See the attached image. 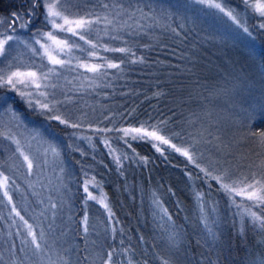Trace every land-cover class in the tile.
Returning a JSON list of instances; mask_svg holds the SVG:
<instances>
[{
  "label": "rangeland",
  "instance_id": "rangeland-1",
  "mask_svg": "<svg viewBox=\"0 0 264 264\" xmlns=\"http://www.w3.org/2000/svg\"><path fill=\"white\" fill-rule=\"evenodd\" d=\"M152 1L155 0H67L64 6L71 13H91L92 19L107 16L112 23L101 19L85 33L97 45L95 49L69 33H56L79 47L60 54V58L69 63L55 66L52 73L49 69L54 66L48 63L40 45L36 44L38 39L45 43L41 34L52 31L46 19L45 0H20L17 7L0 13V34L14 37L6 55L0 56V76L6 78L13 71L48 74L47 80L41 81L40 89L33 85L26 88L18 84L13 88L0 84V173L8 178L7 185L0 189V264H65V261L68 264H105V261L116 264L109 260L105 244H102L106 238L109 241L112 235L124 233L122 225L102 186L92 176L78 173L72 158L80 165L93 164L97 160L95 147L98 144L111 148L118 161L128 158L129 152H120L114 144H124L136 135L125 136L122 131L125 128L157 130L193 155L195 163H190L167 145L150 138H136L149 142L155 151L153 144H157L162 149L158 152L160 155L172 152L182 157L189 169L187 175L195 180L192 187L197 198L198 217L208 239H217L215 235L222 234L226 224L238 235L246 230H263L264 205L226 192L212 176H221L224 183L240 187L243 185L238 182L245 177L248 178L245 182H251L253 174L258 180L264 179V145L253 135L264 132V46L259 38V33H264V28L260 27L264 17L255 13L244 0H236L242 11L230 7L224 0H215L224 12L198 0H171L160 8L163 17H154L155 23L147 26L149 15L159 13L151 8ZM254 2L249 0V3ZM136 4L149 10L143 11ZM37 6L42 11L40 20H37ZM226 12H231L235 21ZM13 13H19L21 23L26 26L12 24ZM169 15L175 26L167 19ZM160 22L168 32L175 34L187 62L206 61L209 71L218 72L217 78L210 81L209 91L198 94L197 107L183 108L179 112V121L184 127L177 131L181 138H171L159 125L136 124L124 117L110 122L107 116L114 111L104 89H109L120 76V67L105 66L98 74L76 67L78 63L103 65L106 61L120 65L104 47L127 45L129 38L148 33V27ZM252 45L258 48L261 71L251 61ZM90 51L97 55L89 56ZM238 53L246 54L249 63L242 62L245 60L240 57L241 61ZM20 92L30 95L22 97ZM40 92L46 95L41 96ZM40 103H47L49 108L41 109ZM52 116H60L68 124H61L51 119ZM71 124L78 126L71 127ZM18 146L32 161L31 172L23 156L16 151ZM131 156L134 157L129 158L132 163L144 160L136 154ZM201 168L211 176L205 175ZM85 184L95 200L87 198ZM4 191L8 192V197L4 196ZM146 201L155 221L159 225L166 224L168 217L164 205L154 191L148 193ZM104 204L108 205L107 209ZM253 212L259 219L253 218ZM25 220L38 236L41 231L44 233L43 252L35 256ZM116 260L117 264H129Z\"/></svg>",
  "mask_w": 264,
  "mask_h": 264
},
{
  "label": "trees",
  "instance_id": "trees-1",
  "mask_svg": "<svg viewBox=\"0 0 264 264\" xmlns=\"http://www.w3.org/2000/svg\"><path fill=\"white\" fill-rule=\"evenodd\" d=\"M19 1L0 0V13L17 7ZM224 1L242 11L236 0ZM167 2L172 1H152L151 8L159 13L149 15L147 26L155 23V18L163 17L160 8L163 9ZM136 6L143 11L149 10ZM39 8L36 7L37 20L42 16ZM168 18L171 26H175L170 15ZM147 32L138 33L129 38L127 45L121 46L130 49L128 53H111L120 61V76L109 89H104L114 111L107 119L116 122L124 117L136 124L159 125L171 138L180 137L177 131L184 127L179 121V112L183 108L197 107L198 94L209 91L210 81L217 78L218 72L209 71L206 61L187 62L181 43L163 23L148 27ZM263 34L259 33L262 47ZM254 47L252 45L251 61L261 71L258 48ZM238 55L245 60L240 58L242 62L249 63L246 54ZM17 108L20 109L19 105ZM114 144L120 152H129L128 158L118 161L111 148L100 144L95 147L97 160L93 164L80 165L72 158L78 173L92 176L102 186L122 225L124 233H116L102 244L107 254L112 253L114 263L117 264L118 258L129 264H264V228L259 232L246 230L238 235L226 224L225 231L215 235L217 239H208L198 217V203L192 187L195 180L187 175L189 169L180 155L172 152L160 155L145 140L129 139L124 144ZM131 154L144 160H135L133 165ZM151 191L164 205L168 217L164 225H159L150 214L146 200Z\"/></svg>",
  "mask_w": 264,
  "mask_h": 264
},
{
  "label": "snow or ice",
  "instance_id": "snow-or-ice-1",
  "mask_svg": "<svg viewBox=\"0 0 264 264\" xmlns=\"http://www.w3.org/2000/svg\"><path fill=\"white\" fill-rule=\"evenodd\" d=\"M201 4H207L209 7H214L219 9L221 12H224V8L221 4L216 3L215 0H198ZM65 3L67 0H45L44 7L46 10V19L47 23L51 25L52 31H47L42 33V38L46 41L45 43H41V40H36V44L40 45V49L43 50V56L47 58L48 63L53 65V68L49 69V73L55 71V66L63 67L69 61L60 58V54H63L67 51H70L73 47H79L73 42H69L68 39L59 37L56 33H69L73 37H78L79 40L84 41L85 44L89 45L90 48L95 49L97 45L87 36L85 33L91 31L93 25L100 23L101 19H103L107 24H111L112 21L108 19L107 16L105 17H95V19L90 18L91 13L86 15H78L71 13L67 8H65ZM244 3L251 7L255 13H257L260 17H264V0H255L254 3H249V0H244ZM105 8L108 7L107 4L104 5ZM231 19L235 21V17L232 15L231 12H226ZM22 17L19 13L12 14V24L21 23ZM21 26L24 27L23 23ZM260 27L264 28V24H261ZM247 31V29H245ZM117 37H113L116 39ZM14 37L12 35H4L0 34V56H5L8 47H10V41H13ZM7 46V47H6ZM35 51V49H34ZM104 51H111V52H118V53H128L130 49L125 47L120 48H109L107 46L104 47ZM89 56L95 57L97 55L96 52L90 51ZM135 62V61H134ZM107 68H119L120 65L117 63H113L111 61H106L105 64H96V63H78L76 67L83 68L87 72L98 74L100 73L103 67ZM48 74L45 73H38L37 71H13L7 77L0 76V84H7L11 85L13 88H16V85L21 84L24 87H28L29 85H33L36 89H40L42 87L41 81L47 80ZM46 86V85H45ZM41 96H45L44 92L39 93ZM20 95L26 96L30 95L25 92H20ZM31 103V101H29ZM41 109H48L49 105L47 103H40ZM51 119L58 120L61 124H68V121L61 119L60 116H52ZM71 127H77L76 124L69 125ZM154 128V126H153ZM101 131H107V129H102ZM125 136H128L130 133H135L132 138H150L154 141H158L161 145H167L169 148L173 149L175 152L179 153L182 156H185L190 163H195L193 159V155L187 148L178 147L176 144L172 143L169 139L165 138L163 135L159 134L157 130L149 131L146 128H125L122 129ZM253 135L259 138V142L264 145V132L254 133ZM19 145L18 141H14ZM153 147L156 149L157 152H162V149L157 145L153 144ZM17 152L23 156L25 163L27 164V168L31 172L33 168V163L29 159L27 155L21 151L19 146L16 149ZM55 153V149L52 150ZM199 167V165H196ZM200 171L204 172L205 175L211 176V173L208 172L206 169L201 168ZM212 179L217 180L218 183L221 184V187L228 193H234L236 196L245 197L249 201H255L259 205H264V179H256L255 174H253L251 178V182H245L248 180L247 177L244 180L239 181L238 184H242L243 186H237L236 184H228L224 183V178L221 176H212ZM8 183V178L0 173V189L4 188ZM84 192L87 193L88 199L95 200L96 197L89 191L87 184L84 186ZM4 196L8 197V192L4 191ZM9 203H11V197H9ZM103 204V200L100 201ZM52 207H56L52 205ZM104 207L107 209L108 205L104 204ZM110 211V209H109ZM13 212H16L17 216H20V213L13 208ZM253 218L259 219L256 214L253 212L251 213ZM21 220H24L23 216H20ZM86 219V218H85ZM24 226L27 228V236L31 238V246H32V255H37L43 252L42 241L44 240V233L41 231L39 236L37 233L33 231V226L29 224L26 220L24 221ZM86 230V229H85ZM112 253H108L109 260L111 259ZM65 264H68L65 261ZM105 264H108L105 261Z\"/></svg>",
  "mask_w": 264,
  "mask_h": 264
}]
</instances>
